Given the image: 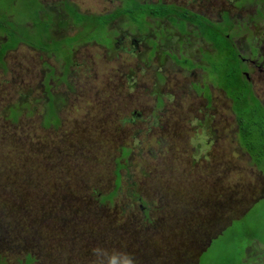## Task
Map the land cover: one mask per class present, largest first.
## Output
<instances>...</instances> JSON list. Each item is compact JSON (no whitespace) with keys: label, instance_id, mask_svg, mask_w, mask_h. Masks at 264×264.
<instances>
[{"label":"rangeland","instance_id":"374dc122","mask_svg":"<svg viewBox=\"0 0 264 264\" xmlns=\"http://www.w3.org/2000/svg\"><path fill=\"white\" fill-rule=\"evenodd\" d=\"M25 1L32 4V0ZM71 1L81 10L96 14L112 8V0ZM14 2L10 6L9 0H0V10L17 15L22 6ZM124 18L128 23H143L140 12ZM76 19L81 20L78 16ZM3 22L4 18L0 24ZM18 22L17 17L15 25L5 26L4 33L0 29V36H10L9 45L17 41L12 31L19 26ZM86 23L94 25L93 20ZM19 34L24 38V32ZM2 41L1 44L6 42ZM217 42L225 44L222 38ZM35 56L30 46L18 45L7 53L4 65L0 66V206H4L0 207V256L7 264H16L19 259H33L34 264H111L113 260L114 264H123L125 255L112 245L116 233L123 234V229L115 225L121 227L135 215L143 217L136 196L154 202L155 209L160 207L159 200L150 194L155 188L173 186L168 180L174 182L176 191L187 195L192 206L200 202L193 199L199 189L213 192L222 187L223 193H233L235 200L241 198L244 202L234 205L233 217L259 200L244 221L235 222L212 242L200 264H242L249 244L240 243L244 230L252 233L255 228L264 242V227L259 225V229L255 224L258 217L264 216V194L253 187H261L264 179L258 180L254 175L261 174L248 166L249 157L239 146L235 117L222 93L211 90L214 108L201 112V98L190 87V82L200 81L199 77L172 71L166 83L161 84L160 92L164 96L170 94L174 100L167 101L165 97L164 107L155 111L153 98L148 95L155 89L156 66L139 64L134 73L135 83L128 92V81L121 75L129 69L130 52L107 56L99 47L83 46L77 49L74 78L68 79L75 92L61 111L59 127L54 128L45 126L54 120L51 112L34 103L44 78ZM195 88L198 93H207L206 89ZM27 94L31 105L17 122L2 123V110ZM123 101L127 103L125 108L120 106ZM152 112L156 113V123L150 118ZM198 122L206 128L203 135L196 129ZM207 140L211 145L205 143ZM261 141L260 136H254L255 146L261 145ZM120 147L126 148L123 157L128 162L119 161L123 163L119 179L113 174V159ZM191 154L202 161L207 156L208 161L189 168L186 165ZM166 166L170 167V179L165 177ZM223 169H227V174L222 177ZM116 180L119 189L115 197L102 202V197L114 189ZM11 202H16L19 213L11 212L16 207ZM146 209L150 217L155 214L150 203ZM224 221L217 222L216 232L228 223ZM159 236L157 229L145 232L142 241L146 247L142 244L141 248L149 252V245L155 244L154 239ZM248 253L257 264H264L261 243L248 249ZM247 260L250 261L248 257Z\"/></svg>","mask_w":264,"mask_h":264},{"label":"flooded vegetation","instance_id":"af4514ba","mask_svg":"<svg viewBox=\"0 0 264 264\" xmlns=\"http://www.w3.org/2000/svg\"><path fill=\"white\" fill-rule=\"evenodd\" d=\"M16 1H18L16 4L22 6L21 12L16 15L13 11L1 10L0 19L4 15L8 20L4 19L5 22L0 25H15L14 19L18 17L17 25L28 26L25 27L27 30H24V40L18 45L27 46L26 44L36 38L35 41H39L37 45L43 44L46 49L43 51L31 47L36 52L40 73L44 75L39 83L41 93L35 98L39 101L35 100L34 103L42 106L45 112L52 106L56 108L51 113L54 120L50 125H45V112L43 113L45 126L59 127L61 111L66 108L70 96L75 92L68 79L74 78L72 70L76 65L77 49L88 45L101 48L107 56L130 52L132 58L128 65L129 69L121 75L128 81V92L135 83L134 73L138 70L139 64L144 67L145 63H149V67L156 66L158 71L154 69L155 89L148 95L153 98L155 111L164 107L165 97L167 101L169 98H172V102L174 100L170 94L164 96L160 92L161 84L166 83L167 75L172 71L199 77L200 81L190 82V87L201 98L199 105L201 112H208L214 108L211 90L222 93L232 111V100L217 85L216 75H213V72L211 75L210 72L220 59L226 62L224 72L232 71L236 74L239 83L235 84V88H242V91L248 92L251 98L264 108V0H112L111 10L102 15L83 11L71 0H32L33 5L25 0ZM124 4L131 6L133 12L141 13L142 24L134 20L128 24L126 22L125 25H118L119 20L122 21L124 18L119 15L107 20L104 25H87V21L95 18L104 22L108 12L116 14L125 7ZM139 4L144 9L136 7ZM30 6L33 9L27 8ZM76 16L81 18L83 24L75 23ZM37 24L43 28L41 31L36 29ZM92 34H97L98 37L94 38ZM219 38L225 40V44L218 43ZM0 39L2 41L1 36ZM67 39L75 41L68 44L65 42ZM56 71H59V75L55 74ZM121 85L124 87L123 83ZM195 87L206 89L207 93H198ZM28 95L21 97L16 104L26 109L28 104L31 105ZM120 106L125 108L127 103L123 101ZM9 113L2 115L1 122L15 124L17 121L14 123ZM155 114L152 112L150 115L154 123L157 118ZM22 115L20 114L18 118ZM196 129L200 130L202 135L206 132L201 122H198ZM205 143L210 144L208 140ZM125 149L120 147L118 156L113 159L115 165L113 173L118 168L120 160L128 162L126 157H122ZM110 201L102 200L104 203ZM257 244H259L257 241H253L250 247H248L250 243L246 246V256L242 264L258 263L253 259V255L248 253V249ZM0 261L7 264L2 256Z\"/></svg>","mask_w":264,"mask_h":264},{"label":"trees","instance_id":"16d2710c","mask_svg":"<svg viewBox=\"0 0 264 264\" xmlns=\"http://www.w3.org/2000/svg\"><path fill=\"white\" fill-rule=\"evenodd\" d=\"M13 4H14V0H9V5L13 6ZM33 4L34 3L32 1V5ZM124 5L125 7L128 6L127 4ZM27 8L33 9L32 6ZM125 13L128 14L129 12L126 10H121L119 13L113 15V17H117L119 15L126 16ZM0 14H1V10H0ZM186 16L192 17L188 14H186ZM113 17L111 16L107 20ZM2 18H4L5 21L8 20L7 18H5L4 15ZM93 22L102 25L101 23L96 22L95 20ZM75 23L83 24L81 20L77 22L76 18H75ZM5 26L6 25H0V29L3 31V33L6 31ZM26 26L19 25L17 26L18 28H15L12 31L14 37L17 40L13 44L10 45L7 44L8 42L7 40L10 38L9 35H7L6 38H3L5 36L1 35V38L6 40V42L4 44H1V42L3 41H1L0 39V66L4 65L5 55L9 51L16 48L18 44L24 40V38L21 37L19 32H24V30H27L25 28ZM35 26H37L36 29L39 31L43 29L40 28L38 24ZM16 30L19 31L16 32ZM37 44L38 43L36 41L35 42L32 41L26 45L27 46L29 45L32 48L41 49L43 51L46 50L43 44L42 45H37ZM225 65L226 62L223 59H220L218 64L217 65L215 64V66L212 68V71L210 72L211 75L212 72L213 75H216L217 85L232 100V113L235 117V122L238 127L237 134H238L239 146L241 150H243L242 152L244 153L246 152V154L249 157V162H247L248 166L253 167L257 173L261 174L260 175L261 177L259 175H254V176H257L258 180H263L264 179V108L260 105V103L255 102L248 94V92L246 93L245 91H242V88L241 89H238V87L235 88V84L239 83V81H237L238 80L237 76L232 71L228 73L224 72L223 68L226 69ZM219 67H221V69H219ZM222 73L223 75L221 76ZM228 82H229V87L227 84ZM48 109L49 110L46 112L52 113L53 111L56 110L54 106ZM23 110H24L23 107L19 106L18 104H13L10 105L7 109H3L2 115L5 114L6 112L7 113L10 112L9 117L15 123L18 119V116L23 112ZM255 135H258L262 138L261 145L255 146L253 144V138ZM129 153L130 151L128 150L127 154ZM123 156L124 155H122V157ZM207 159L208 157L204 156L202 161L200 160V158H198L196 154H191V157H189L188 159L189 161L187 162L186 166L189 168H194L198 164H203L204 161H208ZM169 168H170L169 166H166V171L164 169L166 179L171 178V176L169 175V171H170ZM121 169H123V166L119 164L118 168L113 173L115 176H118L119 179H120L119 171ZM225 173L227 174V169L222 170L221 172L222 177L225 175ZM117 180L115 182L114 189L108 193L109 196L107 198H105V196L102 197V200L104 201L106 199L112 200L115 197L117 190L119 189V184H118L119 182H117ZM168 181L173 186H168L165 188L164 185L155 188L152 190L153 193L150 194V196L153 195V197L159 200L160 207H156L155 209L154 202L152 203L142 198L141 196H136L139 199L138 202L141 205L139 209L142 212L143 217L139 219V216L135 215L134 218H130L129 222H126L124 225L122 224L121 227H119V224L115 225L116 227L123 229V234L116 233L117 239L115 241L114 238L111 237V240L114 241L112 242L113 247L116 246L119 250V253H122L124 255L126 253L131 254V256L134 258V261L139 262V264H159L161 262H166V264H193L195 253H197V251L200 250V248L206 242L207 238L212 233L216 232L214 228L218 227L217 222L218 221L221 222L223 220L228 221V218L234 216V213L232 212L234 211V208H236L234 205H237L239 203H244L241 198L239 200H235L233 197V193L231 195H229V193L227 192L223 193L222 187H219L217 189H214L213 192L199 189V191L195 193L193 199H199L200 202L196 206L194 205L192 206L190 204V200L187 197V195L183 191L180 190L176 191V186L174 182L172 180H168ZM253 187L257 189L259 193H264V181L261 187L257 188V184L254 185ZM164 188L165 190L162 192ZM242 195L245 196L243 192ZM7 203L8 202H6V204ZM148 203H150L153 212H155V214L151 217L148 215L149 210L146 209ZM10 205H13L15 207L16 202H11ZM255 205L256 204H254V206ZM246 206L247 204L245 205V207ZM0 207L3 208L4 206L1 205ZM164 209L165 211H163ZM17 210H19L17 206L15 207V209L11 208V212L15 214L19 213L17 212ZM250 210H248L245 216L244 217L242 216V218H240L238 221L234 220L232 222V225L235 222L239 223L241 221H244L246 215L249 213ZM67 221L68 220H65L63 222H65L66 224ZM255 224L256 227L259 229L262 228L259 227V225L264 227V216L258 217V220ZM232 225L227 228L232 227ZM164 226H166V230H164ZM156 229L158 230L160 236L157 239H154L156 241L155 244L149 245L150 251L148 252L147 250L141 248L142 244H144V246L146 245L145 242L142 241L144 233L145 232L150 233ZM261 230L264 231V229ZM253 240H257L258 243L264 244V242L261 241L259 234L256 233L255 228L252 233H250L248 230L242 231L240 243H244V244L251 243L253 242ZM32 263H33V259L18 260V264H32ZM0 264L3 263H1L0 261ZM199 264H200V260H199Z\"/></svg>","mask_w":264,"mask_h":264},{"label":"water","instance_id":"95a60500","mask_svg":"<svg viewBox=\"0 0 264 264\" xmlns=\"http://www.w3.org/2000/svg\"><path fill=\"white\" fill-rule=\"evenodd\" d=\"M263 198V197H262ZM259 200H255L253 202H251V204L246 207V210H244L243 212H241L239 215L235 216V217H231L229 218L228 220V223L225 224L221 229H219L217 232L215 233H212L206 240V242L204 243V245L200 248L199 251H197V253H195L194 255V259H193V264H199V260H200V257L201 255L207 251V249L210 247L211 243L213 240H216L221 234L222 232L229 226L232 225V222L235 220V221H238L240 218H242V216L244 217L245 214L248 212V210H250L254 204H256Z\"/></svg>","mask_w":264,"mask_h":264},{"label":"crops","instance_id":"0c3cea01","mask_svg":"<svg viewBox=\"0 0 264 264\" xmlns=\"http://www.w3.org/2000/svg\"><path fill=\"white\" fill-rule=\"evenodd\" d=\"M128 5V4H127ZM136 7H138V8H142L143 6H141L140 4L139 5H136ZM122 10H126V11H128L129 13L128 14H130V13H133L134 14V9H132L131 8V6H126V7H124ZM105 12V10L104 11H102V12H99V14L100 15H102V13H104ZM109 14L107 15V16H112L113 17V15H115V13H111V12H108ZM119 13V12H118ZM96 14V13H95ZM126 15H127V13H125ZM123 16V15H122ZM124 17H125V15H124ZM113 18H115V17H113ZM113 18H111V19H109V20H112ZM107 19H108V17H107ZM93 21L95 20L96 22H99V23H103L101 20H99L98 18H95V19H92ZM75 21V20H74ZM107 21V20H106ZM127 22V24H128V21H127V19H125V18H123L122 19V21L121 20H119V23H123L124 25H125V23ZM126 24V25H127ZM94 25H99L98 23H94ZM95 27V26H94Z\"/></svg>","mask_w":264,"mask_h":264},{"label":"clouds","instance_id":"9594fccd","mask_svg":"<svg viewBox=\"0 0 264 264\" xmlns=\"http://www.w3.org/2000/svg\"><path fill=\"white\" fill-rule=\"evenodd\" d=\"M111 264H114V260L111 262ZM124 264H135L134 258L131 256V254H125Z\"/></svg>","mask_w":264,"mask_h":264}]
</instances>
